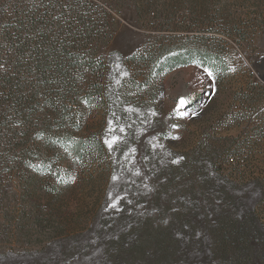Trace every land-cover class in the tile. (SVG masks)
<instances>
[{"label": "rangeland", "instance_id": "1", "mask_svg": "<svg viewBox=\"0 0 264 264\" xmlns=\"http://www.w3.org/2000/svg\"><path fill=\"white\" fill-rule=\"evenodd\" d=\"M14 4L26 10L12 26L22 17L52 43L43 32L61 30L79 55L103 65L77 70L64 88L52 79L41 88L29 74L37 73L35 48L18 56L33 62L29 69L18 61L27 103L7 115L14 125L0 138V264H112L97 242L104 219L121 199L134 226L155 201L166 217L186 211L178 203L189 192L186 170L201 184L209 175L224 184L264 232V0ZM44 13L52 24H40ZM185 51L194 53L193 66L161 68ZM229 156L236 165L215 173L214 163ZM200 205L210 213L223 207L216 199Z\"/></svg>", "mask_w": 264, "mask_h": 264}, {"label": "trees", "instance_id": "2", "mask_svg": "<svg viewBox=\"0 0 264 264\" xmlns=\"http://www.w3.org/2000/svg\"><path fill=\"white\" fill-rule=\"evenodd\" d=\"M14 1L0 0V114L7 111V114L5 112L4 115H0V138L3 136L1 132L11 129H4V125L8 127L14 125L13 121L7 124L9 119L7 115H14L27 103L26 96L22 93L30 84H24L15 74L21 72L17 65L18 56H21L26 49L35 48L36 50V57L30 59L33 58L35 68H32L36 69L37 73L29 74L38 80L37 86L41 88L46 85L43 83L44 80L49 79L54 81L52 83L57 89L64 88L66 80L71 79V75L77 70L86 72L93 68L99 69L103 65L100 62L98 64L95 59L79 55L77 52L79 45L64 42L61 30L53 34L55 29L45 26L47 29L43 33L46 34V38H54L52 43V40L47 42L40 39L36 30L28 31V27H24L25 20L22 17L20 22L16 21L19 27L12 26L14 18L21 16L26 10L15 12L17 6ZM38 13L40 15L41 11ZM46 13H54V10H47ZM45 15L44 13L40 16L42 18L39 17L40 24H52L53 22L46 19ZM26 19L29 23L28 18ZM42 29L43 27L39 30ZM86 32L84 28H76L75 34L79 33L83 36L79 41L88 38ZM31 34H35L34 37ZM166 44L162 43L160 46L163 56L166 55L164 54ZM195 60L194 53L178 52L175 56H166L161 63V68L169 71L177 67H189L193 66ZM19 62L29 64L30 69L33 61L26 63L20 60ZM4 97L7 99H3ZM219 161L223 160H217L214 166ZM235 165L236 163L232 166ZM214 166L213 170L217 173ZM186 172V183L190 187L186 189L189 192L180 196L178 201L186 205V211L172 212L166 217L168 209L165 207L162 210L159 202L155 201L153 207L147 206L148 209L144 213L146 219L141 220L142 217L139 215V222H135L137 224L134 226L131 224L136 216H128L124 201L121 199L118 202L119 210L114 213L116 215H109L104 219L97 242L106 247V251L112 258H110L112 264H264V232L255 220L251 206L235 199L224 184H216L210 175L208 180L201 184L197 175L188 170ZM174 177L177 178L178 175ZM132 195L133 193L130 192L128 197ZM213 199L218 200L223 207L215 209L214 213L201 207L200 204L213 203ZM150 213L153 215L150 216ZM199 216L201 218L196 222ZM167 218H169L168 221ZM107 227L110 230L109 236L104 237V229ZM144 233L148 234L146 242L140 241ZM116 237L117 240H115ZM134 237L140 242L131 245L129 241Z\"/></svg>", "mask_w": 264, "mask_h": 264}, {"label": "built area", "instance_id": "3", "mask_svg": "<svg viewBox=\"0 0 264 264\" xmlns=\"http://www.w3.org/2000/svg\"><path fill=\"white\" fill-rule=\"evenodd\" d=\"M235 163H236V159L230 156L225 161H219V163L214 166V169L217 173L226 176L229 173L230 170L229 167H231Z\"/></svg>", "mask_w": 264, "mask_h": 264}, {"label": "snow or ice", "instance_id": "4", "mask_svg": "<svg viewBox=\"0 0 264 264\" xmlns=\"http://www.w3.org/2000/svg\"><path fill=\"white\" fill-rule=\"evenodd\" d=\"M209 75H212V73H211V72H209ZM180 103H181V104H183V103H184V100H183V99H181Z\"/></svg>", "mask_w": 264, "mask_h": 264}]
</instances>
